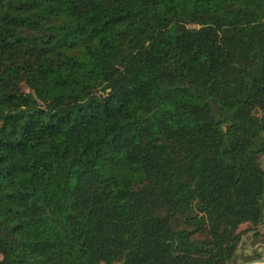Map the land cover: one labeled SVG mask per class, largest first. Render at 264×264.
<instances>
[{"label": "trees", "instance_id": "trees-1", "mask_svg": "<svg viewBox=\"0 0 264 264\" xmlns=\"http://www.w3.org/2000/svg\"><path fill=\"white\" fill-rule=\"evenodd\" d=\"M263 157L264 0H0V264H237Z\"/></svg>", "mask_w": 264, "mask_h": 264}, {"label": "rangeland", "instance_id": "rangeland-1", "mask_svg": "<svg viewBox=\"0 0 264 264\" xmlns=\"http://www.w3.org/2000/svg\"><path fill=\"white\" fill-rule=\"evenodd\" d=\"M262 164L264 167V157L262 158ZM248 226V223L241 224L239 229H243ZM261 235L253 237L250 232L244 233L240 242V246L237 252V264L243 263L245 258L251 257L254 260V253L264 252V226H262Z\"/></svg>", "mask_w": 264, "mask_h": 264}, {"label": "water", "instance_id": "water-1", "mask_svg": "<svg viewBox=\"0 0 264 264\" xmlns=\"http://www.w3.org/2000/svg\"><path fill=\"white\" fill-rule=\"evenodd\" d=\"M242 264H264V259H254L250 262H245V263H242Z\"/></svg>", "mask_w": 264, "mask_h": 264}, {"label": "crops", "instance_id": "crops-1", "mask_svg": "<svg viewBox=\"0 0 264 264\" xmlns=\"http://www.w3.org/2000/svg\"><path fill=\"white\" fill-rule=\"evenodd\" d=\"M262 226H264V225H262ZM261 226V227H262ZM260 227V228H261ZM262 230V229H261ZM262 254L264 255V252L262 251ZM261 259H264V256L263 257H261ZM253 260V258H251V259H248V260H245V261H243V263H245V262H250V261H252ZM239 264H242V263H239Z\"/></svg>", "mask_w": 264, "mask_h": 264}]
</instances>
